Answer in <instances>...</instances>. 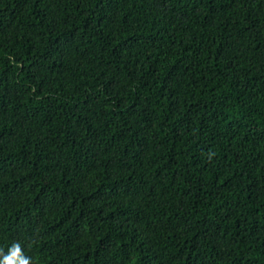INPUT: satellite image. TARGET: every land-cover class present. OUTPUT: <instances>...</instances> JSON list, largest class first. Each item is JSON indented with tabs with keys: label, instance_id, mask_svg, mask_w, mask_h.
I'll use <instances>...</instances> for the list:
<instances>
[{
	"label": "trees",
	"instance_id": "trees-1",
	"mask_svg": "<svg viewBox=\"0 0 264 264\" xmlns=\"http://www.w3.org/2000/svg\"><path fill=\"white\" fill-rule=\"evenodd\" d=\"M6 256L264 264V0H0Z\"/></svg>",
	"mask_w": 264,
	"mask_h": 264
},
{
	"label": "clouds",
	"instance_id": "clouds-1",
	"mask_svg": "<svg viewBox=\"0 0 264 264\" xmlns=\"http://www.w3.org/2000/svg\"><path fill=\"white\" fill-rule=\"evenodd\" d=\"M18 253H16V254H13L12 252H11V255L12 256H15V255H17ZM8 261H10V259H9V257H5L4 258V260L3 261H0V264H8ZM19 264H22V261L21 260H19Z\"/></svg>",
	"mask_w": 264,
	"mask_h": 264
}]
</instances>
